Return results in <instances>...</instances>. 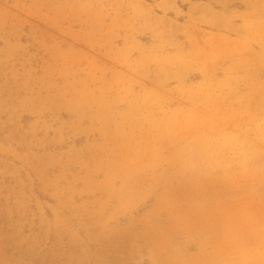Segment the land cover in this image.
I'll return each mask as SVG.
<instances>
[{
    "label": "rangeland",
    "instance_id": "obj_1",
    "mask_svg": "<svg viewBox=\"0 0 264 264\" xmlns=\"http://www.w3.org/2000/svg\"><path fill=\"white\" fill-rule=\"evenodd\" d=\"M0 264H264V0H0Z\"/></svg>",
    "mask_w": 264,
    "mask_h": 264
}]
</instances>
